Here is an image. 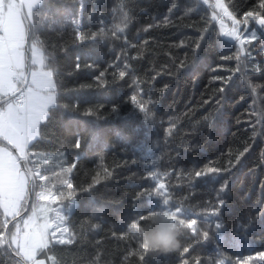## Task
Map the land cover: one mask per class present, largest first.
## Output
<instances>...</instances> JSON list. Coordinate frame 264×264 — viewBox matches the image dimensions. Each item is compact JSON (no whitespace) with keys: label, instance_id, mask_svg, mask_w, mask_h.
<instances>
[{"label":"trees","instance_id":"1","mask_svg":"<svg viewBox=\"0 0 264 264\" xmlns=\"http://www.w3.org/2000/svg\"><path fill=\"white\" fill-rule=\"evenodd\" d=\"M209 2L32 10L29 51L52 73L55 104L22 160L32 199L7 230L10 249L13 217L0 207V264H20L13 239L35 190L73 205L67 242L38 250L46 264H264V28L228 41L213 16L223 19L219 3L245 34L264 20V0ZM160 218L179 246L146 251L141 229Z\"/></svg>","mask_w":264,"mask_h":264},{"label":"snow or ice","instance_id":"2","mask_svg":"<svg viewBox=\"0 0 264 264\" xmlns=\"http://www.w3.org/2000/svg\"><path fill=\"white\" fill-rule=\"evenodd\" d=\"M261 6L264 7V5ZM24 7L22 0L19 3L17 0H0V31L4 33L0 36V98H3L0 99V103L6 102V107L0 108V137L17 149L20 153L19 160L25 159L23 155L25 147L35 135L38 121L44 117L45 110L54 102L52 94L54 85L50 72L31 71L30 83L25 77L24 21L31 17L34 5L32 3L26 5L28 16L23 14ZM248 15L251 16L252 13ZM259 23L264 24V20H260ZM224 35L229 34L224 33ZM36 63L35 49H33L32 64ZM22 77L28 84L26 91H21L17 87V82ZM17 93H19L18 96ZM10 97L15 99H9ZM76 147H79V141ZM68 171L72 169L69 168ZM200 175L198 172L197 176ZM67 186L73 187L71 183ZM27 192L28 180L17 157L0 149V207L4 209L6 216L11 215L15 218L19 214L21 202L25 200ZM212 214L215 215V212ZM24 224L29 231L24 233L18 247L25 259L32 260L37 248L47 247L48 224L45 222L38 225L33 217L25 220ZM259 255L261 259H264V253ZM40 264L43 262L41 261Z\"/></svg>","mask_w":264,"mask_h":264},{"label":"rangeland","instance_id":"3","mask_svg":"<svg viewBox=\"0 0 264 264\" xmlns=\"http://www.w3.org/2000/svg\"><path fill=\"white\" fill-rule=\"evenodd\" d=\"M201 1L202 3H205V4L210 3L209 0H201ZM17 2L19 3L21 2V0H17ZM22 2L25 5V7L23 8L24 15L28 16V10H27L26 5L28 3H32L34 5L33 7L34 9L35 7L41 4L42 0H38L37 5L34 4L33 0H22ZM215 9L217 12L222 13L223 19H219L218 15L215 12L213 13V16L218 19V24L220 26V29L223 35L224 33L229 34V35H224L225 39L228 41H238L239 43H243L248 40H252L257 35V29L261 27L264 28V24H260L259 21H257L255 27L252 30H249L247 33L242 34V32H240L241 27H240L239 22H237L234 18H232L231 15L225 11V9L222 10L219 3L215 5ZM30 18H28L27 21H30ZM25 32H26V26H25ZM30 49H31V57L29 58V63L31 62L32 64L33 49H35L36 61L42 62L43 61L42 54L40 50L38 49V47H36L35 45H32ZM29 55H30V51H29ZM45 70L50 72V70L48 69H45ZM25 75H26V71H25ZM26 178L27 180L29 178V175L27 173H26ZM28 186H29V181H28ZM72 207H73L72 204H70L68 208H63L62 206L55 205L54 197L50 193L42 191V190H35V199L32 204L33 213H31L29 216H27L22 221V223L20 224L22 229L21 231L18 232V235L19 234L24 235L25 232L29 231V229L25 228L24 221L28 220L29 217H33L36 220V223L38 225L47 222L48 224L47 235H46L47 244L49 243V241H52L53 243L67 242L68 230H67V225H66L65 220H66L67 213L71 210ZM34 213H35V216H34ZM41 261L43 262V264H46L44 259H40L38 263L40 264Z\"/></svg>","mask_w":264,"mask_h":264},{"label":"crops","instance_id":"4","mask_svg":"<svg viewBox=\"0 0 264 264\" xmlns=\"http://www.w3.org/2000/svg\"><path fill=\"white\" fill-rule=\"evenodd\" d=\"M33 2H34V4H38V0H33ZM25 23V22H24ZM26 26V25H25ZM4 35V33H3V31H0V36H3ZM23 51H24V56H25V42H24V49H23ZM30 57H31V55H30ZM46 68H44V66H43V61L42 62H37L36 64H31V62H30V72H29V74H28V82L30 83V80H31V76H30V73H31V71H33V70H35V71H41V72H48L47 70H45ZM25 71H26V57H25ZM50 73H51V71H50ZM51 75H52V73H51ZM21 80H22V82H24V77H22L21 78ZM52 83H53V81H52ZM54 85V84H53ZM27 86H28V84H27ZM27 86L25 87V91L27 90ZM17 87L20 89L21 88V86H20V82L18 81L17 82ZM54 89V88H53ZM53 89H52V94H53V97H54V102L53 103H51L49 106H48V108L45 110V115H44V117L40 120V121H38V123H37V125H36V130H35V135L29 140V142H28V144H27V146L25 147V150H24V153H23V155L25 156V159H23V160H26V154H27V147H28V145L31 143V142H33L35 139H37L38 138V129H39V125L41 124V123H43L45 120H46V117H47V114H48V111H49V109L51 108V107H53L54 106V104H55V96H54V91H53ZM0 99H3V98H0ZM3 107H6V102L5 103H1L0 104V108H3ZM0 149H3V151H5V152H9V153H11V155L13 156V157H17V159H18V157L20 156V153L17 151V149L16 148H14L11 144H9L6 140H4L2 137H0ZM22 161V160H21ZM18 162H19V165L21 166V164H20V160L18 159ZM21 168H22V166H21ZM23 169V168H22ZM29 181V180H28ZM28 188H29V186H28ZM28 193V192H27ZM1 209L3 210L2 212H3V214H4V209L1 207ZM4 216L6 217V218H11L12 216L11 215H8V216H6L5 214H4ZM23 239V235H18V234H16V236L14 237V239H13V243H14V245H15V247L17 248V250H18V252H19V254H20V256H21V259L22 260H24L25 261V263H27V264H39L38 263V261H39V259L37 258L38 257V250L40 249V248H37L36 249V252H35V255H34V257H33V259L32 260H27V259H25V256H24V254H23V252L21 251V249L18 247V243L21 241Z\"/></svg>","mask_w":264,"mask_h":264},{"label":"clouds","instance_id":"5","mask_svg":"<svg viewBox=\"0 0 264 264\" xmlns=\"http://www.w3.org/2000/svg\"><path fill=\"white\" fill-rule=\"evenodd\" d=\"M141 236V245L146 251L169 252L179 246L173 227L164 218L154 221L150 229H141Z\"/></svg>","mask_w":264,"mask_h":264},{"label":"water","instance_id":"6","mask_svg":"<svg viewBox=\"0 0 264 264\" xmlns=\"http://www.w3.org/2000/svg\"><path fill=\"white\" fill-rule=\"evenodd\" d=\"M22 11H23V9H22ZM23 14H24V12H23ZM25 22V25H26V39H25V57H26V75H25V77L27 78V80H28V74H29V72H30V66H29V37H30V28H29V23H28V21H27V19L24 21ZM25 79V78H24ZM27 84L24 82L23 83V87H25ZM10 98H12V97H10ZM9 98V99H10ZM1 104V103H0ZM18 159H19V157H18ZM20 163H21V165H22V167H23V169H24V171L29 175V173H28V171H27V169L23 166V164H22V161L20 160ZM29 188H28V196H27V201H26V205H25V209H24V211L20 214V215H18V216H16L15 218H13V219H11L8 223H7V225H6V227H5V229H4V235H5V242H6V245H7V247L10 249V245H9V238L7 237V230H8V228H9V226L12 224V223H14L15 221H17L18 219H20V218H22L26 213H27V211H28V208H29V206H30V202H31V199H32V178H31V176L29 175ZM20 260V264H27V263H25L22 259H19Z\"/></svg>","mask_w":264,"mask_h":264},{"label":"built area","instance_id":"7","mask_svg":"<svg viewBox=\"0 0 264 264\" xmlns=\"http://www.w3.org/2000/svg\"><path fill=\"white\" fill-rule=\"evenodd\" d=\"M18 95H19V94H18ZM18 95H17V96H18Z\"/></svg>","mask_w":264,"mask_h":264}]
</instances>
